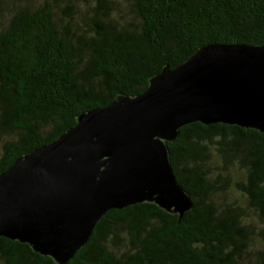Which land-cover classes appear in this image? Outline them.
<instances>
[{
  "label": "trees",
  "instance_id": "trees-1",
  "mask_svg": "<svg viewBox=\"0 0 264 264\" xmlns=\"http://www.w3.org/2000/svg\"><path fill=\"white\" fill-rule=\"evenodd\" d=\"M264 42V0H0V173L201 46ZM192 207L110 209L67 264H264V133L193 122L166 143ZM0 264H57L0 237Z\"/></svg>",
  "mask_w": 264,
  "mask_h": 264
},
{
  "label": "water",
  "instance_id": "water-1",
  "mask_svg": "<svg viewBox=\"0 0 264 264\" xmlns=\"http://www.w3.org/2000/svg\"><path fill=\"white\" fill-rule=\"evenodd\" d=\"M193 122L264 133V42L201 46L17 157L0 173V237L67 264L110 209L149 202L181 217L192 203L166 143Z\"/></svg>",
  "mask_w": 264,
  "mask_h": 264
}]
</instances>
